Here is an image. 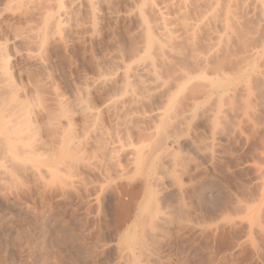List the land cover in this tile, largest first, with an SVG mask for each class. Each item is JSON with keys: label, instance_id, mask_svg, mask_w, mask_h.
Returning <instances> with one entry per match:
<instances>
[{"label": "rangeland", "instance_id": "obj_1", "mask_svg": "<svg viewBox=\"0 0 264 264\" xmlns=\"http://www.w3.org/2000/svg\"><path fill=\"white\" fill-rule=\"evenodd\" d=\"M109 1V10L116 13L113 20L101 6L96 19L85 4H78L67 8L70 11L59 26H50L56 10L48 9L44 15L41 0H17L12 5L0 0V48L6 47L2 49L11 62L12 85L18 89L38 83L42 89L39 95L27 96L18 90L12 105L36 96L29 100L32 105L26 99L34 106L44 98L43 107L37 103L34 109L38 115L34 121L42 129L41 107L61 119L59 101L75 104V91L88 84L91 93L86 101L98 111L90 124L106 130L103 137L94 138L89 124L75 116L68 131L63 116L68 132L48 139L47 152L37 146V154L31 146L38 137L29 138L31 146L26 148L34 152L31 156L25 153L24 136L12 128L16 147L8 161L0 157V264H264V5L252 19L240 1L241 9L234 14L240 21L232 25L237 40L230 47L222 45L204 68L193 63L186 40L178 44L190 58L177 61L198 77L194 87L180 92L163 124L154 114L162 105L157 100L150 104L143 99L137 108L126 101L128 107L118 121L107 115L106 104L121 86L114 58L129 59L133 45L142 40L135 19V5L142 0ZM191 3V19L186 18L194 22L215 10L207 2L202 8L197 0ZM222 7L226 8L224 1ZM223 8L214 11L220 18ZM175 9L169 11L173 24L179 16ZM26 37L37 40L35 47ZM213 46L216 41L200 31L193 49L209 54L217 49ZM252 50L258 55L250 56ZM172 68L165 73L174 74ZM221 75L230 81L217 86L222 96L217 102L206 91L214 89ZM104 78L112 82L99 89L96 79L106 82ZM43 131L39 138L46 139ZM69 135L82 141L83 151L69 155L61 151V138L67 140ZM103 138L115 140L118 153L108 157L100 145ZM175 186L181 188L178 194Z\"/></svg>", "mask_w": 264, "mask_h": 264}, {"label": "bare ground", "instance_id": "obj_2", "mask_svg": "<svg viewBox=\"0 0 264 264\" xmlns=\"http://www.w3.org/2000/svg\"><path fill=\"white\" fill-rule=\"evenodd\" d=\"M13 1L16 2L17 0H7V2L10 3L9 5H12ZM39 1L40 0H38V1L36 0V2H39ZM41 1H42V3L39 2V3H41V5L38 4V3L37 4L40 5V6H43V8H41V7L40 8L44 12V15H46V14L48 15L49 14L48 13L49 12L48 9L49 10L51 9V11H52V9L56 10V13H52L53 14V15H51L52 18L50 16H46V17L43 16L44 18H47V17L51 18L50 20L48 19L49 20L48 21L49 25L51 23L52 24H56V25L61 24L60 22H61L62 18L64 16H67L68 12L70 11V10H67V8L70 5H72V9H73V6H77L78 4H80V5H84L85 4V7L88 8L91 11L90 13H92V16L94 18H96V19H97L98 16H100L99 15L100 12L98 10V8H100V6L103 8V10H101V11H102L103 14H105V16L107 15L112 20H113V18H116V13L114 15V13H112L113 10H112V12L109 10V6H108V4L110 3L109 0H69V1L67 0L69 2V4H70V5H68V7L66 6V2H65L66 0H41ZM159 1L161 2L162 0H159ZM164 1H166V2L164 3ZM164 1L161 2V3H164V5H161V4H159L160 2H158L157 0H142V3L139 6L135 5V10H136L135 11V19L137 20V23H138L137 24L138 25L137 26L138 30H137L136 34L139 35L142 40L139 37V39L141 40L140 44H138L136 46L131 44L130 47H132V45H133V47H132L133 50H132L131 53L128 51L129 55L131 54V56H129L130 57L129 59L127 57H125V56L123 57L122 55L121 56L120 55L116 56L115 58L113 57L114 58V70H115L117 76L119 77L118 79L121 80V82H120L121 86H120V90H119L118 94L116 92L115 96L113 95V98L110 97L111 99H109L107 104H106V112L108 113L107 115H109L108 117H112L113 118L112 120L118 121L120 119L122 113H124L126 111V109L128 107V105H127L128 103L131 102L133 107L136 106V108H137V105L141 104V101H143V99H144V101L147 100V101L151 102L150 104H152L153 101L155 103L156 100L158 102L159 101L161 102V103H159V104H162L160 106L161 108H158V106H157V108L155 109L156 112H154V114L156 113L155 116L160 119V122H161V120L164 121L165 118H166V115H167V110H169L168 112H170V109L173 106L174 107L177 106L175 104L178 103V99L181 96L180 92H184L185 89L191 88V86L194 85L193 83H195V79L198 77V75H195L192 72L190 73L189 72V68L187 69V67L183 66V64L181 65L182 61L180 63L177 61V60H180V59H184L185 60L186 58H190L188 56V54H187L188 51H187V53L183 52L181 49H179L178 44L180 42H182L183 40H186L187 41V45L186 46L188 47V45H189L191 47L190 56H191V59L193 60V63L195 62V64L197 63V65L200 68H204L205 66H207V64H209L210 56L213 55V54H217L219 52L220 47L222 45L225 46V47H230V46H232L233 42L237 40L235 32L232 29V25L237 24L240 21V20H238L239 16L236 17V15H234L235 12H237L236 10L241 7L242 10L245 11V15L247 14L246 15L247 18L248 17H253L252 19H254V17L257 18L256 16L259 15L260 13H262L263 5H264V0H243V2H241V4H240V1H242V0H228V3H227V0L226 1L223 0L224 1V5L226 6V8L225 7L223 8L222 7L223 6V1L222 0H212V1L208 0L210 2V4L208 3V1H205V2H207V4L209 6L212 5L213 6L212 9H215V10H217L219 8L220 9L221 8L225 9V12H224L225 17H224V15H223L224 18L223 17L222 18L218 17L219 15L218 16L216 15L218 13L215 14V12H214L215 10L212 11L210 9L211 10L210 13H208L206 15L205 14L204 15H200L201 17L200 18L198 17L199 20L198 21L196 20L194 22V21L189 20V19L186 18V17H190V19H191V16L190 15L188 16V14H189V12L191 10V5H192L191 1H194V0H164ZM205 2L203 0H197V5L200 7ZM193 3H195V2H193ZM239 4H240V7H239ZM171 7H173V8H171ZM81 8H83V7L81 6ZM174 8H176L175 10H178L177 13L180 16V18H179V16H178V18H176V20H178L176 24L175 23L173 24V22H176V21H173L174 19L171 18L170 17L171 15L169 14V11H171L170 9H174ZM201 8H202V6H201ZM31 9H32V7L30 8V10ZM10 10H12V9H10ZM24 11H23V15H24ZM86 11H88V10H86ZM5 12H7V11H5ZM38 12H39L38 14L41 13L40 10ZM216 12H219V11H216ZM31 13H32V11H31ZM76 13H77V11H76ZM3 14H5V13H3ZM28 14L30 15V12ZM28 14L25 13V18H26V15L28 16ZM71 14H73V13H71ZM87 14H88V12H87ZM174 14H175V12H174ZM40 16H42V15H40ZM67 18H69V17H67ZM4 23H5V21H4ZM48 24L46 25V29H47V27L50 28V26H52V25L48 26ZM58 26H56V28ZM30 28H31V25H30ZM49 28H48V30L51 29V28L50 29ZM43 30L45 31L44 27H43ZM200 31L205 32V34L209 35V37L211 39H214L216 41V46H217L218 51L216 49L215 51H212L209 54H204V53H201V52H196L193 49L194 46H195L196 37H197V35H198V33ZM14 32H16V31H14ZM21 32H22V30H21ZM31 34H33V33L31 32ZM21 35H22V33H21ZM29 37L28 38L26 37V38L29 39ZM33 38L29 39L30 43L33 41ZM131 39H132V37H131ZM29 40L27 42H29ZM35 40L36 39H34V41ZM208 40H209V38H208ZM34 41L32 43H34V47H35V42ZM43 41L44 40L42 39V42ZM30 45H33V44H30ZM180 45H181V43H180ZM183 45H184V43H183ZM44 46H46V45H44ZM28 47H30V46H28ZM2 48H4V47L2 46L0 48V157L2 159L4 158V162L9 160V159L7 160V158H9V156L11 157V155H12V147H14V145H15V144H13V141H12V139H14L12 137L14 135V130L12 128H14V127H16V130L17 129L20 130V131L18 130V134H21V135L24 136V139H23V137H21V138H22V140H24V145L26 143L25 148L26 147L29 148L31 146V143H30L31 141L29 142V140H28L29 138L36 139V137H38L36 139V142L35 141L32 142L33 146H31V149H34L36 151V154L38 152L40 153V151L37 150L38 147L39 148L41 147L40 149L42 151H44V149L46 150V148H47L46 145L48 144V139H50L51 137L53 138V136H55V138H57V135H56L57 133H65V132L70 131V127H71V125H73L72 121H73L75 116H77V117L80 116L82 118L83 122L86 123V126H88L87 124H89L88 128L91 129L90 135L92 134V136H94V138H97V139H100L98 137H103V134H104V132L106 130L104 131V129H103V127H101V125L99 126V125L90 124V122L98 115V111H96V109L93 108L87 102L88 99L86 101V98L88 96H90V93H91L90 92L91 90H90L88 84L85 85V86H82V87L79 86L80 88H78L75 91V99H76L75 104L68 105V104L64 103L63 101H61L59 99L60 100L59 101V108L61 110V113L64 114V115H61V119L54 118L51 115V112L49 113L46 109H44L45 107L42 108L43 104H40V102H41V100L43 101L44 98L41 99V100H40V98H38V99L36 98L39 102L36 101V102H34V106H30V105L33 104V103L31 104V102L34 101V100H31V99H33V97L35 99L36 96H33L30 99H29L30 96L27 97L28 98V102H29V100H31V102H29L30 105H28L27 104L28 102L26 101L27 98H24L21 95V97H23V102H16V103H14L12 105V100L14 101L15 94L17 92H18V95L20 94L18 90H20V91L22 90L23 92H21V93H26V96H27L29 93H31V95L33 93H35V94L38 93V95H39L42 89L40 90V87H38V86H40V84H38V83H35V84H38V85H35V84L32 85L31 84L30 86H26V85H24L22 83V85H24V86L23 87L21 86V88L18 87V89H16L17 86L12 85V77H11V75H12L11 72L12 71H9V68H8L9 67V63H11V62L9 61V63H8V59L9 58H7V57H9V56H7V54H6L7 57L4 55V53H6V52H4L5 51L4 49L6 47L4 49H2ZM214 48H213V50H214ZM29 52H30V49H29ZM118 53H119V51H118ZM126 55H127V53H126ZM249 55L252 56V57H255V56L258 55V51H253L252 50V52ZM29 56L31 57V54L28 53V57ZM38 58H40V57H38ZM32 59H34V58H32ZM37 64L42 67V64H43L42 59H39ZM168 65L170 66V69H171V66H173V68L175 67V70L173 71L174 74L172 73L173 75L172 74L170 75L169 73H165V71L169 68ZM166 66H168V67H166ZM163 68H164V70H163ZM168 71H169V69H168ZM112 72H114L113 69H112ZM106 73L107 72H105V74ZM165 74H168V76L166 77ZM102 76H104V75H102ZM111 76H113V75H111ZM28 77H31V76H28ZM33 77H34V75H33ZM38 77H40V76H38ZM100 77H99V79H100ZM115 77H116V75H115ZM101 79H103V78L101 77ZM40 80L43 81L44 79H40ZM45 81H47V80H45ZM96 81H97V83L99 85V89L101 88L100 85L103 86L104 84L109 82L107 80L105 82L104 80H97V79H96ZM229 81H230V79L226 78L224 75H221L220 77L217 76V79L213 83L217 89L215 87H214V89L210 88V89H208L206 91V93L209 95V97H212V98L214 97L213 95H215L214 98H215V100L217 102L222 101V96L219 95V93H218L219 92V88L217 86L225 85ZM111 82H112V80H111ZM111 82H109V83H111ZM31 83H33V82H31ZM43 83H42V85H43ZM14 84H15V82H14ZM19 84H20V82H19ZM115 84H116V82H115ZM117 84H119L118 81H117ZM45 85L46 84H44V86ZM106 85H104V86H106ZM192 87H194V86H192ZM46 88L47 87H44L43 90L45 91ZM102 89H103V87H102ZM109 89H110V87H109ZM102 91H100V92H102ZM18 95L16 96V98L18 97V99H20ZM182 96H183V94H182ZM101 97H102V95H101ZM47 98H49V97H47ZM51 99H53V98H51ZM102 99H104V98H102ZM181 99H182V97H181ZM48 101H49V99H48ZM126 101L128 103H126ZM37 103L39 105H42V107H41L42 111L40 110L41 112L38 113V114L41 115V118H43L45 120L44 127H42V129L44 128L45 132L41 129V126L39 127L38 126L39 124L37 125L35 123V121H34V118L36 119L37 116H38L35 113V111L37 110V109H35L36 108L35 105ZM46 103H48V102L45 101V104ZM105 103H106V101H105ZM197 104H196V106H197ZM55 106H56V104H55ZM133 107H131V109ZM38 108H40V106ZM129 108H130V106H129ZM34 109H35V111H34ZM172 109H174V108H172ZM170 115H168V116L170 117ZM62 117L65 119V122L68 124V127H69V129H67L68 131H65L66 129H64V127H63L62 123H63L64 120L62 119ZM134 118H135V116H134ZM137 118L139 120V119L142 118V116H141V118L140 117H137ZM128 119H130V118H128ZM183 119H184V117H183ZM109 120H110V118H109ZM132 120H133V117L130 120H127V121L131 122ZM42 122H43V120H42ZM42 122H40V123H42ZM167 122H169V121H167ZM110 123H111V120H110ZM161 123H163V122H161ZM165 123H166V121H165ZM167 124L168 123H166V125ZM68 127H66V128H68ZM42 131H43L44 134L45 133L47 134V138L46 139H42V137L39 138L40 137L39 133L40 132L42 133ZM75 131H76V129H75ZM18 134L16 133L15 135L18 136ZM76 134L78 135V133H76ZM76 134H74V135H76ZM63 135L64 134H61L60 136H63ZM71 135H69L70 137H68L67 140H64L63 138H61L62 139L61 144H63V146L60 145L61 146L60 149H61L62 152L65 151L66 154L68 153V155L69 154H75L77 151L78 152L83 151V149H82L83 146H81L82 145V141H80L81 143L78 140H77L78 143L75 142V138L76 137L74 136L75 137L74 138ZM17 139H19V138H17ZM97 139H96V142H97ZM106 139L103 138L100 145L102 146V149L104 150V152L109 154V155L107 154L108 157H110V156L112 157L113 154L115 155L116 153H118L115 150L116 149V141L114 140L115 138L113 139L114 141L106 140ZM122 140H123V138H122ZM19 141H21V139H19ZM27 141H28V144H27ZM92 141H95V140H92ZM15 143H16V141H15ZM22 143H21V145H22ZM35 143L38 144V145H36ZM84 143H85V140H84ZM84 143H83V145H84ZM34 145L36 146V148H34ZM15 147H16V145H15ZM22 147H23V145H22ZM27 148H26L25 153L27 154L28 153L27 151H29V153H31V156L34 155L33 154L34 152L33 153L30 152L31 149L28 150ZM85 149H86V147H85ZM49 150H50V148H49ZM85 151L86 150H84V152ZM120 151H121V149H120ZM46 152H47V150H46ZM83 155H82V157H83ZM1 158H0V160H1L0 163L3 161ZM175 187H178L177 188V192H176V194H178V190L181 191V188H180V186H175ZM171 188L173 190V186ZM162 190H163V188H162ZM154 191H156V190H154ZM161 194H159V192H158L157 195H161ZM152 196H153V194H152Z\"/></svg>", "mask_w": 264, "mask_h": 264}]
</instances>
